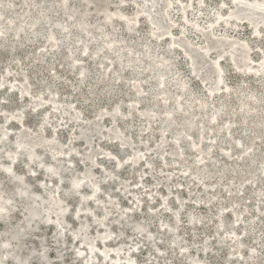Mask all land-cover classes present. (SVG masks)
Masks as SVG:
<instances>
[{"label": "rangeland", "instance_id": "374dc122", "mask_svg": "<svg viewBox=\"0 0 264 264\" xmlns=\"http://www.w3.org/2000/svg\"><path fill=\"white\" fill-rule=\"evenodd\" d=\"M4 1L7 3L10 0ZM49 1H51L50 3L54 10L50 14L51 24L55 23L57 20H62L65 25H68L69 21L62 18L61 12L58 11L59 0ZM69 1L70 6L74 9L79 6L76 5V0ZM78 1L80 2L81 0ZM171 1L172 3L174 2L172 4L173 8L170 9V14L172 19H174V23L170 22L168 15H165L166 10L164 11L163 8L164 15L166 17L164 18L165 21H161L160 24L163 26V29L166 28L163 32L169 31L172 35H167L165 38H162L157 42V38L153 35V33L158 32H154L153 27H151V25L144 19L146 15L148 18H150L149 15H155V8H149L146 15L142 13L138 16L139 22L135 23V26L132 25L138 31L129 33L131 31L123 28V25H119L118 28L113 31L117 33L118 38L126 39V41L131 40L132 42H129V44L136 43L134 51H136L141 59H143L144 65H146V61L148 59L142 55H144L143 52L145 51V47L147 45L151 46L152 53H155L156 55L166 54L172 59L174 65L172 64L170 67L171 70L167 76V89L171 93L173 100H176L179 94V86H176V83L177 79L180 78L181 81H185L189 84L190 88H192L195 95L201 101L207 102L210 98L209 89L212 85L208 84L207 86L200 80V78L195 77L191 73L188 64L189 58L185 54L184 50L177 45H171L168 40H172L173 38L174 40L177 39L180 33H183V29L187 28V40L190 39L189 42L192 41L191 43L199 46H193L195 51L191 53L189 48L190 44L187 42L188 44H186L188 46L184 45L191 54L192 58H196V60H193L196 62L195 68H197L203 61L207 67H210V63L212 65L215 64V67V62L218 59L219 54L215 49H212L213 53L211 52L209 58L204 55V51L206 50L202 49L203 41L199 38L198 33L189 28L190 24L189 26H186V28L184 27L186 22L181 17L184 13L181 0ZM176 1L179 2L177 3ZM193 1L194 5L189 9L186 8L185 10L188 11L187 17L191 22H197L203 29L209 27L210 24L208 22L213 19V17H210L209 14L212 13L214 15L219 10L223 15L229 11L230 12L228 14L233 12V9L231 8L232 6L234 7V4L231 0H226V4L221 7L219 1L217 0H204V5H199V0ZM13 2L16 6L15 10L21 13L23 11L21 0H13ZM158 2H161L162 4L164 3L163 0H158ZM242 2L248 3L249 0H244ZM167 4L168 1L164 3V6ZM184 4L186 5V3ZM142 5V0H125L123 3H117L115 1L111 5L110 9L111 11H115L120 8L129 20H132L135 18L137 12L142 10ZM217 6L218 8H216ZM179 7H181L182 10L179 11ZM150 10H152V12ZM12 15V13L6 12V16L10 17ZM193 15L195 16L193 17ZM209 17L211 19H208ZM240 17L244 18L242 15H240ZM93 21L97 22L102 28H105L107 32H110L107 25H105L98 17H94ZM236 23L238 26H229L227 29L221 26H215V33L219 36H208L207 34L205 38L211 46L212 37L213 39L218 40L220 38H225L223 36L227 35L231 38L233 37L232 39H234L237 45L244 44L243 41H246L252 49V66H257L261 56L264 54V27L261 25L262 22H256V26L258 25L259 30H262L261 36L258 40H256V36L252 34L251 29L248 26L241 22ZM49 26L50 25L47 24H40L39 29L42 33H45ZM152 26L159 30L158 26L154 24ZM252 28L254 29V25H252ZM6 32L7 33H5L4 37H6L7 45L4 47L0 46V81L2 76V79L5 81L4 87H0V125L3 124V116L13 114L18 115L19 110H22L24 112L23 122L26 127H28L32 133L41 129L42 126L44 127L43 120L45 113L50 109V103L47 101L50 92H56L57 99L59 101L63 102L65 105H71L73 107L72 111L74 114H78V111L83 112L81 115L82 119L75 123L71 120L72 116H60L56 112L53 113V110L48 111L51 119L50 124L45 125L44 135L51 137L52 133L55 132L60 137L65 148H67L66 146L71 145L78 149L77 151L79 152L77 155L70 157L59 155L62 165L66 168V171L63 174L64 181L61 184L60 190L55 187L58 183L57 179L49 176L42 168L34 166V171L30 172V167L27 165L26 158L22 155L19 156L20 161L15 164V167L10 169L11 174L24 176L25 181L32 186V190L35 194L45 195L46 188L48 190H56L65 201L63 206L68 205L66 222L63 223V226L66 227L64 240L61 238L62 235L57 232L54 227L50 224H44L43 222L38 223L36 228L29 232L28 236L24 240L25 249L23 250V253H26L29 249L34 251L30 264H40L41 261L38 256L43 248H46L51 264H82V259L80 258L87 256V252L83 251L84 246L78 245L76 241H73L71 235L75 230L77 231L79 229L78 221L74 216V213L78 210L79 199L82 195H89L90 189L88 187H83L81 194L73 193V191L69 189L72 173L69 170L70 163L67 160L71 159L74 161V166H76L75 170L78 174H80L82 170L86 169L88 163L81 160V157L84 153H86L87 146H85L78 139L79 132L82 130L81 126L101 118V116L98 117V115L111 112L118 104L121 105L124 114L120 115L121 119L119 120L117 118V122L115 121L114 123H112L109 116L106 115V117L102 119L103 132L108 131V129L115 124L125 128V123L129 122L131 127L130 129L125 130V133L129 134L133 138V140H131L132 148L124 151L117 141L113 139L109 140L107 138H100V136L94 135L92 137V146L98 154L96 156L97 159H95L97 164L95 167L91 168V170H93L96 180L103 181L101 185L102 192L99 195L100 204L102 206H106V201L109 199H115V202H117L116 208L111 210L108 223L111 225L112 231L115 235L121 230H123L124 235L121 239H117L114 243H108V249H113L118 242H120V248L123 245L121 248L122 250L119 252L120 257L123 258L120 261V264H126L125 258H127L130 254L128 252L132 251L130 254L132 255L136 251L134 250L135 247H137V254L135 256L136 264H196L195 262L200 259L205 260L208 264H242L240 262H243V264H264V212H259L256 207L258 204L257 206H260V209L264 211V195L256 197L254 194L258 185L260 187L264 186L263 177L258 171L257 178L259 182L258 185L254 187H251V184L246 182L247 176L241 177L243 180L241 178L236 179V183L234 181V185L229 186L228 189L234 187L239 192V190L242 189V183H244V191L243 193L235 191L233 194H228L226 192V186H228L229 183L232 182L233 178H235L231 173L222 177V181L216 177L210 178L209 176L204 177L203 181H200L193 169L201 165V163H198L201 158L198 157L190 147H188L186 141L187 139L191 140V136H196L192 131L182 132L184 134L182 146L185 154L180 157H173L170 155L169 152L171 151V144L173 142V133L171 131H169L170 133H166L168 146L165 148V160L162 161L158 157L159 155L154 153L153 146L160 142L159 140H161V136L164 133L161 128L164 125L156 123L152 128V132L146 130L147 123L141 117L140 112V110H143L144 108H151L153 102H157L158 105L154 109L159 112V116L164 119L170 118L167 113H164L165 102H163V96L160 95L161 88L155 80L149 79V72L140 69V73L137 76L129 68H126L125 70L119 72L121 79L116 80L115 74H111V71L107 72L108 76L104 75L107 71V67L111 64L113 59V55L104 53L106 50L100 52L98 56L100 54L102 55L100 57L97 56L98 58L94 59L86 57L82 55V48L79 46V43L73 42L71 45L66 44L64 41V32L58 31L57 38L61 43V46L58 55H54L53 49L45 42V37L41 35L35 39H31V35L26 33L20 37V39L15 41V38L11 35V31L9 32V30H7ZM94 36L98 37L96 33ZM183 36L184 35L181 37ZM136 40L137 42H134ZM10 45L14 48L13 51H11ZM98 45V42L89 44V53L91 55L93 54V51L97 49ZM128 49L129 47L125 50V52L128 51ZM71 53L73 54L72 59L69 58V56L72 55ZM223 56L224 58H221L220 60L225 71L226 85L223 84V86H228L231 89L216 92L214 95L216 96V103L221 101L225 94L231 93L228 105L232 102V106H237L238 99L236 90L240 88L248 89V91H258L257 93L264 97V82L251 76L252 74L253 76L258 75H254V73L250 74L249 72L246 73L245 68L241 71L236 70L231 66L228 54H224ZM73 59L78 61L74 62ZM207 60L210 62H206ZM113 62L114 65L111 64L113 67L112 70H119L115 65L114 60ZM242 65L243 64H240V67ZM81 66H86L89 69V76L84 83L79 82L78 73ZM23 74L28 76L31 83V94L26 97H22L19 95L18 91L10 89L11 86L18 87L20 85V82L23 79ZM217 76L218 73L215 77ZM135 79H139L142 82L143 92L140 94H136L133 90L132 85L135 84ZM46 83L52 86H46ZM39 95L43 98V106L34 108V102L36 101V97ZM142 98H146V100H142ZM136 100H140L139 102L141 103L137 105L135 103ZM169 102L170 109H173L171 104L173 101ZM169 102H167V104H169ZM133 104L138 106L139 109L134 112L132 111V116H127L130 115L129 109ZM200 108L201 107L198 105V102L197 104L195 103L193 112L199 115L197 117L198 120L205 119L208 129L213 128L216 130L214 127L218 124V126H222L223 129L229 127L231 130H234V139H238L239 137L241 138L244 135L241 129L242 123L238 115L231 117L229 112H227L211 124L210 118L204 115ZM180 113H183V115L185 114L182 111L179 113L175 112L171 115V118L176 116L181 118L182 115ZM183 118L179 121H182ZM227 122L228 124L226 125ZM8 127L10 138L8 148L11 149L13 147L12 137L18 131L19 126L17 124L10 123ZM174 128L179 129L183 128V126H174ZM214 130H210L211 133L207 131L204 144L206 146L214 144L212 155L215 153L213 155L215 158L214 161L218 163L215 171H221L223 166H229V164L230 166L234 164H241V158L239 157L242 155V150L239 149L240 147H233L231 153L226 152L225 150L229 147V144L223 141V139L219 142L211 139V136H214ZM150 134L152 135L151 137H149ZM255 143L259 147L258 152L260 154L261 161L264 159V138L256 140ZM144 147L145 149L142 151ZM135 149H139L138 151H140L142 160L137 168L130 167L127 161V158L135 151ZM251 152L253 153L250 149L248 153H245L246 156H248ZM228 154H232V158H230L231 160L226 157ZM4 156L5 154L0 150V170L8 171V169L3 167L7 160ZM184 159L187 160L186 163L188 166L186 164L179 163ZM44 160L46 163H51L48 153H44ZM118 160L123 162V167L120 169L116 168L114 164V162H119ZM147 161L153 162L155 167L153 171L150 169L151 166L147 164ZM260 161L258 164H261ZM165 162L167 164H165ZM203 163H209V161L206 162L204 160ZM188 167L191 169L190 171H186V168ZM212 169H214V167ZM105 170L112 171L115 174L113 181L112 179H105ZM184 171L188 173H185ZM167 178L170 180L169 182ZM87 181L88 179L86 182ZM0 182L5 184L4 186L6 187V190L10 193L14 192V185H11V182L6 179L5 175L1 173V171ZM200 182L206 183L207 186L202 185ZM118 183H123L120 188ZM214 184L215 189L211 187ZM66 192H69L70 195ZM205 192H211V195H206ZM55 195H57L56 198L58 199V194L56 193ZM212 196L213 198H211ZM13 198L15 200V207L9 205V203L4 200L2 201L6 202V205H9L8 208H6V211L9 212L10 222L8 224L0 218V231L6 230L8 225H10L12 229H15L18 225L23 226V220L25 218V202L21 200L16 201L15 196ZM88 199L90 200L88 202V206L93 208L95 204L91 203V198ZM138 200L141 201L140 204ZM235 200L240 201L242 205L249 207V212L242 216L241 222L237 224L235 223V232L237 236L243 233L248 223L252 220H255V223L257 224H260L257 225L258 227H249V231L248 229H245L246 232H244V235L241 238H238L239 240L235 247L242 250L241 254H233L235 253V249L231 248L232 244L228 242L223 243L221 238L225 232L233 230L234 226L233 228L231 227L227 230L221 229L218 226L220 214H223L229 223L233 222L235 218V209L233 208ZM164 201L169 203V206L166 209L163 206L160 207L161 203ZM179 204H183V207L179 206ZM136 205H140V208ZM234 207L236 206L234 205ZM220 210H223V213H220ZM43 211L46 213L45 208ZM96 211L98 216L102 215L101 210L96 209ZM123 212L131 213L133 216L132 221H145L149 223V231L155 236L152 243H150V240H147L144 236H140L139 234L132 232L128 226H123L115 222L119 213ZM57 213L60 212L56 211V213H54V217ZM84 214L85 213H81V215ZM191 215L196 218H200V221L196 220L191 222ZM177 217L179 219L178 223L175 221L177 220ZM163 222L177 227L176 235L178 236V244L174 245L172 243L173 238L169 234V232L172 233V231L167 232L165 229H162ZM99 224V222H91L90 228L91 237L96 239L95 254H99L100 256L97 257L99 261L95 259L93 262L95 264H106L107 261L101 260L99 252L101 247L105 249V246L100 244L101 239L98 238L101 230L105 228ZM225 236L229 235L226 234ZM1 240L2 238L0 237V259L2 260L3 249H1ZM240 240H244L245 245L238 247ZM207 244H209L210 247L208 250H204V246ZM182 247H187V249H185L186 253H184L186 256H183L182 254ZM80 250H82L83 253L81 257H78V252ZM122 261L123 263H121ZM7 264L13 263L8 262Z\"/></svg>", "mask_w": 264, "mask_h": 264}, {"label": "bare ground", "instance_id": "6f19581e", "mask_svg": "<svg viewBox=\"0 0 264 264\" xmlns=\"http://www.w3.org/2000/svg\"><path fill=\"white\" fill-rule=\"evenodd\" d=\"M115 1L117 3H123L125 0H81L80 2L76 0L75 1L76 5L79 6H77L75 9L70 6L69 0H59L58 11L61 12L62 18H65V20L69 21V24L65 25V23L62 20H57L55 23L51 24L50 14L54 10L51 6L50 3L51 1L49 0H21V5L23 7V11L21 13L15 10L16 6L13 0L8 1L7 3L4 0H0V46L4 47L5 45H7L6 37H4V35L5 33H7L6 31L9 30V32L11 31V35L15 38V41L20 39V37H22L26 33L31 35V39H35L40 35L45 37V42L49 44V46L53 49L54 55H58L61 43L58 41L57 34L58 31H60V32H64L65 43L70 45L73 44V42L79 43L80 45L79 44L78 45L82 48L81 53L86 57H91L94 59L98 58L102 55L100 54L98 56V54L100 52H103L104 50H106L104 53H109L113 55L111 64L114 65L113 62L114 60L115 65L119 70L117 71L116 69L112 70L113 67L111 66V64H109V66L107 67V71L104 75H107L108 74L107 72L111 71V74L112 73L115 74V79L120 80L121 76L119 75V72L125 70L126 68H129L137 76L140 73V69L149 72V76H150L149 79L155 80L158 86L161 88L160 95L163 96L162 99L163 102H165L164 113H167L168 116H170V118H166V119L159 116V112L156 109H154L158 105L157 102H153L151 108H144L143 110H140L141 117L147 123L146 130L152 132L153 130L152 128L156 123L164 125L163 127L161 126L162 127L161 129H163L162 131L164 133L161 136V140H159L160 142H158L157 145L155 144V146H153L154 153L156 155H159L158 157L162 161L165 160V148L168 146L166 133L171 131L173 133V137H172L173 142L171 144V151L169 153L173 157L183 156L185 152L183 151L184 148L182 146V141L184 140V134L182 132L192 131L195 133L196 136L194 137L191 136L192 139L191 140L187 139L186 141L188 147H190L197 154V156L201 158V159L199 158L200 161L198 162L201 163V165L193 169L195 171V174L197 175V178L200 181H203L204 177H208V176L210 178L216 177L222 181L221 179L222 177L231 173L232 175H234L235 178H233L232 182L229 183L228 186H226L227 187L226 192L228 194L229 193L233 194V192L235 191L238 192V190H236L234 187H232L231 189H228V187L234 185V181L243 176H247L246 182H249L251 184V187L257 186L259 182L257 178L258 171L260 172V175L264 179V159L260 161V154L258 152L259 147L255 143L256 140L264 138V97L259 93H257L258 91L257 92L248 91V89L240 88L236 90L237 91L236 95L238 99L237 106H232V102H230L228 105L231 93L225 94L224 96L225 98L223 97V99L221 101H218V103H216L215 101L216 96L214 95L216 92L227 91L228 89H231L228 86H223V84L226 85L225 74H224L225 71L220 60L221 58H224L223 56L224 54H228L229 62L231 66L234 67L236 70L241 71L242 69L245 68L246 73L249 72L250 74L254 73V75H258V76H253L252 74L251 76L263 82H264V54L261 56L258 65L252 66V62H253L252 54H251L252 49L246 41H243L244 44L237 45L234 39H232L233 37L231 38L230 36L226 35L223 36L225 38H220L218 40L217 39L215 40L213 39L212 36H219L218 34L215 33V26L216 27L221 26L227 29L229 26H238L236 22H241L251 29L252 34L256 36L255 38L256 40H258L261 36L262 30H259V26L258 25L256 26V22L261 21L262 22L261 25L264 27V15L258 14L259 18L252 20L251 16L249 14H246V12H244L247 10L246 8H242L243 11H239V12L237 11L239 7L242 5L238 6L237 3L234 1L233 2L234 7L232 6L231 8L233 9L232 10L233 12H231L230 14H228L230 12L229 11L225 15H223L219 10L213 15L211 11L210 12L211 14H209V16L213 17V19L209 17L208 19H211V21L209 20L210 22H208L210 25L209 27L203 29L197 22L196 23L191 22L187 17L188 11H185L186 8L189 9L194 5L193 4L194 1L181 0V3L183 4L182 8H184V13L181 17L186 22L184 24V27L186 28V26H189L190 24L189 28L198 33L199 38L203 41L202 49L206 50L204 51V55L208 56L209 58L211 52L213 51L212 49H215L219 55H218V59L215 62L216 63L215 67H214L215 64L212 65L211 63H210V67H207V65L203 61L201 64H199L197 68H195L196 62H194L193 60H196V58L195 57L192 58L191 54L188 52V50L185 48L184 45H187L188 43L190 44L189 48L191 53L195 51V48L193 46L195 47H199V46L191 43L192 41L189 42L190 39L187 40V35H186L187 28L183 29V33H180L177 39L175 40L174 38L172 40L167 39L171 45H177L184 50L185 54L189 58L188 64L191 73L195 77L200 78V80L207 86L208 84L212 85V87L209 89L210 92L209 101L203 102L195 95L194 91L192 90V88H190L187 82L185 81L183 82L181 81L180 78H178L176 86H179V94L177 96V99L173 100L171 93L167 89L168 87L167 76L170 73L169 72L171 70L170 67L172 66V64L174 65L172 59L166 54L156 55L155 53H152L151 46L147 45L145 47V51L143 52L144 55H142L148 59L146 61V65H144L143 59H141L138 53L134 51L136 43L129 44V42H132L131 40L126 41V39L118 38L117 33L113 30H116L119 25H123V28L131 31L129 33L138 31L134 27L135 23L139 22L138 16L142 13L146 15L147 10L149 8H155L156 14L149 15L150 18H148V16L146 15L144 19L147 23L151 25V27H153L154 32H158V33H153V35L157 38V42H158L160 39L165 38L167 35H172V33L169 31L163 32L164 30H166V28L163 29V26L160 24V22L165 21L164 20V18L166 17L165 15H168L170 22L174 23V19H172L170 14V9L173 8L172 4L174 2L172 3L171 0H163L164 3L168 1V4L164 6V3L162 4L161 2H158V0H142L143 1V5L141 7L142 10L141 11L139 10L137 12L134 19L129 20V18L120 8L115 11H111L110 7ZM199 1H198L199 5H204L205 3L204 0H199ZM217 1H219L220 7L226 4V0H217ZM237 1H240L241 3L245 4V2H242L244 0H237ZM184 3H186V5ZM246 4L256 5L257 8L264 10V0H254V1L249 0V2ZM163 8L164 11L166 10L165 15ZM216 8H218V6ZM180 10H182L181 7H179V11ZM150 11L152 12V10ZM6 12L12 13L13 15L8 17L6 16ZM240 15H242L244 18H241ZM194 16L195 15H193V17ZM94 17H98L101 21H103V23L107 25V27L110 29V32H107L105 28H102L97 22L93 21ZM40 24L50 25L45 33H42L40 31L39 29ZM153 24L158 26L159 30L156 29L154 26H152ZM252 25H254L255 31L252 28ZM204 31L207 33H205ZM95 33L97 34L98 37L94 36ZM207 34L208 36L212 35L210 36L212 37L211 38L212 46L209 45L207 39L205 38ZM182 35H184L185 37L184 36L181 37ZM97 42L99 43V45L91 55L89 53V44L97 43ZM134 42H137V40ZM10 47H11V51H13L14 48L11 45ZM128 47H129L128 51L125 52V50H127ZM69 58L72 59L73 54L70 55ZM73 60L74 62L78 61L75 59ZM206 62H208V60ZM240 64L243 65L240 67ZM216 72L218 73L217 77H215V75L217 74ZM78 75H79V82L84 83L89 76V69L86 66H81ZM2 78L3 76L1 77L0 87H4L5 85V81ZM45 85L52 86L48 83H46ZM132 87L136 94H140L143 92L142 82L139 79H135V84L132 85ZM10 89L18 91L19 95L22 97L29 96L31 94V83L29 81L28 76L23 74V79L20 82V85L18 87L11 86ZM263 92H264V86H263ZM144 99L146 100V98H142V100ZM47 101L50 103V109L48 111L53 110V113L56 112L60 116H64V115L72 116L71 120L74 121L75 123L79 122L82 119L81 115L83 112L78 111L79 112L78 114L77 113L74 114V112L72 111L73 107L71 105H65L63 102L59 101L57 99L56 92H50ZM139 101L140 100H136L135 103L139 105L141 103ZM169 101H173V103L171 102L173 109H170ZM167 102H169V104H167ZM197 102L198 105H200L201 107L200 109L203 111V114L210 118L211 124L214 121H217L220 117H222V115L226 114L227 112H229L231 117H234V115H238L242 123L241 129L244 135L241 138L239 137L238 139H234V134H233L234 130H231V128L229 127L223 129L222 126H218V124L215 125L214 127L216 128V130H214L213 128L208 129V125H206L205 119L198 120L197 117L199 115L193 112L195 103L197 104ZM34 103H35L34 108H39L43 106V98L41 97V95L36 97V101ZM132 106L129 109L130 115L127 116H132L133 112L139 109L138 106H136L135 104H133ZM48 111L45 113V117L43 120L44 127L42 126L41 129L36 130L33 133L29 130L28 127H26V125L23 122L24 112L22 110H19L18 115L13 114L9 116H3L2 117L3 124L0 125L2 126L0 127V139H1L0 150L3 151V153L5 154L4 157L7 158L5 165H3L5 169L8 170L13 169L15 167V164H17L20 161L19 156L22 155L26 158L27 165L30 167V172L34 171L33 170L34 166L38 168H42L43 171L47 173L49 176L55 177L57 179L58 183L55 185V187L59 188L58 190H60L61 184L64 181L63 174L66 171V168H64V166L62 165V161L61 158H59V155H65L70 157L73 155H77L79 152L77 151L78 149H76L71 145H68L66 146L67 148H65L60 137L55 132L52 133L51 137H47L44 135L45 125L50 124V119H51V116L49 115ZM180 111L185 113L184 115L183 113H180L182 115L181 118L184 117L182 121H179L181 118L177 116L171 118V115L173 113L175 112L179 113ZM123 114L124 113L122 111L121 105L118 104L114 107V109L111 112L98 115V117L101 116V118L81 126L82 130L79 132L78 139L85 146H87L86 153L82 155L81 160L87 162L88 165L86 169L80 172V174L76 172L75 170L76 166H74L73 160L64 159L69 161L70 163L69 170L72 173L69 189H71L73 193H78V194L82 193L81 190L83 187H88L90 189L89 195L87 196L82 195L79 199L78 210L74 213V216L78 221L79 229L77 231L75 230L71 235L73 241H76L78 245L84 246L83 251L87 252L86 257L80 258L82 259V264H95L93 261L97 259V257H100L99 254H95L96 239H93L91 237V233H90L91 222H96V223L99 222L100 223L99 225L105 228L101 230L100 235L98 236V238L101 239L100 244L105 246V249L101 247L99 251L100 254H102L101 260L107 261L106 264H120V261L123 259L119 255V252L122 250L121 248L123 246L122 245L120 248V242H118L113 249L110 250L108 249V243H114L115 241H117V239H121L124 235L123 230H121L119 233L115 235L114 232L112 231L111 225L108 223L111 210H114L116 208L117 202H115V199H109L106 201L107 203L106 206H102L100 204L101 202L99 201L100 200L99 195L102 192L101 185L103 181L96 180L94 172L93 170H91V168L95 167L97 164L95 159H97L96 156L98 154V152H96V150L92 146V137L94 135L100 136V138H107L109 140L113 139L117 141L120 147L124 149V151L132 148L131 140H133V138L129 134L125 133L126 132L125 130L130 129L131 127L129 122L125 123L126 125L125 128H122L115 124L114 126L112 125V127L109 128L108 131L103 132L102 119L106 117V115L109 116V119L112 121V123H114L115 121L117 122L118 119L120 120L121 119L120 115ZM10 123L17 124L19 126L18 131L12 137L13 147L11 149L8 148L10 143L8 125ZM227 124L228 122L226 123V125ZM180 125H182L183 128H179V129L174 128V126H180ZM210 130H214V132L212 131L214 136H211V139L213 141L219 142L221 139H223V141L229 144V147L226 150L224 149L226 152L231 153L233 147H238V146L240 147L239 149L242 150L241 151L242 155L239 157L241 158V162H242L241 164H237V165L234 164L231 166L229 164V166L227 165L223 166L221 171L218 172L215 171L218 163L214 161L215 158L213 157V155L215 153L212 155L214 144L208 146L204 144L205 135L207 131L210 132ZM24 133H25V138L22 140L21 136ZM151 136L152 135L150 134L149 137ZM144 149L145 147L142 149V151ZM250 149L253 151V153L251 152L248 156H246L245 153H248ZM138 150L135 149V151L127 158L130 167L137 168L142 162L140 151ZM44 153H48V156L51 159V163L45 162ZM226 157L230 159L232 158V154H228ZM204 160L206 162L209 161V163L204 164L203 163ZM259 161L261 162V164H258ZM186 162L187 160L184 159L179 163L186 164L188 166ZM114 164L118 169L123 167V162L121 161L114 162ZM147 164L151 166L150 169L153 171V169L155 168L153 162L147 161ZM165 164L167 163L165 162ZM213 167L214 169H212ZM187 170L190 171L191 169L188 167L186 168V171ZM0 171L5 175L6 179H8L9 182H11V185L12 186L14 185L13 186L14 192L10 193L8 190H6V187L4 186L5 184L3 182H0V208L4 209L3 212H0V218H2L5 222L9 224L10 215L9 212L6 211L7 210L6 208H8L9 205L15 207V203H14L15 200L13 198L14 196L16 197V201L21 200L25 202V218L23 220V226L18 225L16 226L15 229H12L10 225H8L6 230L0 231V237L2 238L1 249H3V259L2 260L0 259V264H7L8 262H12L13 264H30V260L34 255V251L29 249L26 253H23V250L25 249L24 240L28 236L29 232L34 230L38 223L43 222L44 224H48V225L50 224L52 227H54L57 230V232H59L62 235L61 238H63L64 240L66 227L63 226V223L66 222V216L68 214V205L63 206L65 201L63 200L61 195H59V192H57L56 190L53 191V190H48L46 188L45 195L35 194L32 190V186L25 181L24 176L22 175L16 176L4 170L3 171L0 170ZM186 171L184 172L188 173ZM104 173L106 180L112 179L113 181L115 174L112 171L105 170ZM87 179L88 181L86 182ZM241 179L243 180V178ZM167 180L168 182L170 181L168 178ZM200 183L204 186H207L206 183H202V182ZM122 184L123 183H118L119 188ZM211 187L215 189V184L212 185ZM243 187H244V183H242V189H240L238 193H243L244 191ZM56 193L58 194V199L56 198L57 196L55 195ZM66 193L69 194V192ZM205 194L211 195V192H205ZM254 194L256 195V197H260L261 195H264V186L260 187L258 185ZM88 198H91V203L95 204L93 208H90L88 206V202L90 201ZM211 198H213V196ZM3 200L8 202L9 205L8 204L6 205V202H2ZM138 201L140 204L141 201L140 200ZM167 201L161 203L160 207L163 206L166 209L169 206V203ZM234 202H235L234 205L236 206L234 207L233 205V208L235 209L234 210L235 218L233 220L234 223L233 222L229 223L226 220L225 216L223 214L222 215L220 214L219 215L220 221L218 226L224 230H227L228 228L231 227L233 228L234 226L233 230L229 232H225V234H223L221 238L223 240V243L228 242L232 244L231 248L235 249V253L233 254H241L242 250H240V248L235 247L236 243L239 240L238 238L239 237L241 238L244 235V232H246L245 229H248L249 231V227H253V226L256 227L257 225L260 224L255 223L256 222L255 220L251 221L249 219L251 222L248 223L243 233L237 236L235 232V223L237 224L241 222L242 216L245 213L249 212V207L246 205H242L240 201L235 200ZM257 205L256 207L258 211L263 213L264 211H262L260 209V206ZM136 206L140 208V205H136ZM179 206L183 207V204H179ZM44 208L46 209V213H44L43 211ZM96 209L102 211L101 216L97 215ZM56 211L60 213H57L54 217V213H56ZM219 212L223 213V210H220ZM81 213H85V214L81 215ZM132 217L133 216L131 213H126V212L119 213V216L116 217L115 222L123 226H128L132 230V232L139 234L140 236L141 235L144 236L147 240H150L149 241L150 243H152L155 236L151 234V232L149 231V223L145 221L143 222L132 221ZM176 219L177 220L175 221L176 223H178L179 220L178 217ZM196 220L200 221V218H196L195 216L191 215V222H194ZM162 227H163L162 229H165L167 232L172 231V233L169 232V234L173 238L172 243L174 245L178 244L177 243L178 236L176 235L177 227L175 225L171 226L166 222H163ZM226 234H228L229 236H225ZM244 245H245L244 240H240L238 247ZM209 247H210L209 244L205 245L204 250H208ZM185 249H187V247L181 248L183 256H186V254H184L186 253ZM134 250L136 251L132 255H130L132 251L128 252L130 254L127 258H125L126 264H136L135 256L137 254L136 253L137 247H135ZM83 251L80 250L78 252V257H81ZM38 257L40 261H46L48 262V264H51L48 258V252L46 248H43L40 251ZM121 263H123V261ZM195 263L208 264L205 260L202 259L196 261ZM240 263L243 264V262Z\"/></svg>", "mask_w": 264, "mask_h": 264}, {"label": "water", "instance_id": "95a60500", "mask_svg": "<svg viewBox=\"0 0 264 264\" xmlns=\"http://www.w3.org/2000/svg\"><path fill=\"white\" fill-rule=\"evenodd\" d=\"M231 1L232 2L235 1L238 6L242 5L237 10L238 12L239 11H243L242 8H246L247 10L244 11V12H246V14H249L251 16L252 20H255V19L259 18L258 14H263L264 15V10L257 8L256 5H249V4H246V3L244 4V3H241L240 1H237V0H231ZM21 138H22V140L25 138V133L22 134ZM7 172L10 173L9 171H7ZM100 255L102 256V254H100Z\"/></svg>", "mask_w": 264, "mask_h": 264}, {"label": "snow or ice", "instance_id": "6c2138e0", "mask_svg": "<svg viewBox=\"0 0 264 264\" xmlns=\"http://www.w3.org/2000/svg\"><path fill=\"white\" fill-rule=\"evenodd\" d=\"M8 171L10 172L11 170L9 169ZM3 211H4V209L0 208V212H3ZM41 255H43V254H41ZM40 264H48V262L41 261Z\"/></svg>", "mask_w": 264, "mask_h": 264}]
</instances>
